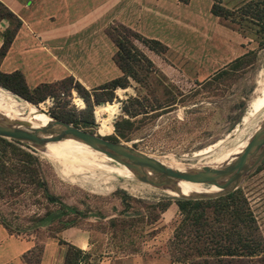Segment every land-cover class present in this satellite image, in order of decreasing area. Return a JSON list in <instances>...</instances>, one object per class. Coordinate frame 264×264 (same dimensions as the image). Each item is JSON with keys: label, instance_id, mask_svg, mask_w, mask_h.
<instances>
[{"label": "rangeland", "instance_id": "374dc122", "mask_svg": "<svg viewBox=\"0 0 264 264\" xmlns=\"http://www.w3.org/2000/svg\"><path fill=\"white\" fill-rule=\"evenodd\" d=\"M239 1L221 2L233 7ZM210 2L176 0L168 7L170 11L159 8L156 14L162 19L154 23L156 27L150 32L161 39L165 50L156 53L141 42H135L153 62L148 69L138 68L141 77L148 72L145 83L128 77L127 85L115 86L108 99L107 91H98L101 97L97 103L92 101L90 94L92 122L84 129L104 136L112 134V122L120 113V100L128 96H144V102L153 104L154 99L164 100L174 95L175 102L167 111L154 116L137 114L135 118L139 119L126 142L177 167L186 163L219 164L221 156L246 140L264 118V106L246 114L252 98L264 89V46L258 48L248 32L212 14ZM7 25L8 21L1 18L0 45L2 31ZM114 49L104 35L97 44L67 46L64 63L80 77L101 83L120 74L111 59ZM248 50H254V56L220 94L215 95L212 88L200 89L178 100L196 86L195 81L206 78ZM0 93L3 97H13L10 100L15 101L19 110L34 105L50 114V111L69 108L68 104L78 109L85 107L84 100L80 106L75 104L80 96L74 88L68 94L60 92L55 103L53 96L52 101L47 99L50 95L32 103L1 85ZM240 101L239 108L231 109L232 104ZM112 104L116 105L109 106ZM239 109L238 117H234ZM14 146L19 149L0 144L2 157L7 158L10 166L0 174V223L12 234L34 240L29 254L31 264L35 263L37 252L40 263L41 260L42 264L58 263L56 256L55 262L51 260L57 249L61 263L69 251L70 255H77L78 264H169L167 238L180 216L174 201L176 195L143 183L130 173L112 170L118 164L100 153L96 158L99 166L90 169L79 158L74 164L56 152L49 156L21 141ZM206 146L207 150H202ZM238 186L264 238V160ZM164 201H168V205L160 212L158 204ZM71 240L83 242L85 253L77 254L68 246L74 245ZM44 247L45 252L42 251Z\"/></svg>", "mask_w": 264, "mask_h": 264}, {"label": "trees", "instance_id": "16d2710c", "mask_svg": "<svg viewBox=\"0 0 264 264\" xmlns=\"http://www.w3.org/2000/svg\"><path fill=\"white\" fill-rule=\"evenodd\" d=\"M210 1L209 10L212 14L228 19L231 23L236 24V28L248 32L258 48L264 46V0H240L233 7L225 6L221 2L222 0ZM1 18H5L8 25L2 31L0 56L5 53L20 25V19L17 15L0 1ZM103 32L115 46L111 59L120 70V74L90 89L85 88L72 75L54 81L41 82L29 88L19 70L15 69L9 72L0 70V85L32 103H37L47 95L53 96L55 103V99L60 92L68 94L71 88H74L81 99L85 101L86 108L78 109L68 104L69 108H63L56 112L50 111V114L80 127H88L92 122L89 112L92 101L95 103L100 101L101 95L98 91L103 89L107 91L108 96L106 99H108L111 90L115 86L124 87L127 85L128 77L145 83L144 80L148 77V72L146 71L145 76L141 77L138 74V68L148 69V67H152L153 62L136 46L135 42H141L156 53L163 52L166 48L158 39L143 36L118 20H111L103 27ZM253 56L254 50H248L237 55L211 75L200 81H195L196 86H193L187 94L178 92V95L182 94L178 100H182L185 95L186 97L191 96L200 89L212 88L216 91L215 95L220 94L224 88L229 86L230 82L243 72L244 67ZM90 94L93 97L92 101L89 97ZM174 99V95L164 100L154 99L153 104L144 102L146 98L138 95L121 99L120 113L112 122L113 133L105 137L116 141H128L131 138L133 125L139 119L135 118L137 114L143 113L142 115L154 116L163 113L175 102ZM63 103L66 104L65 101ZM240 104L241 101L239 103L235 102L231 105V109L232 107L233 109L239 108ZM113 105L116 104L109 106ZM148 111L152 112L146 114ZM238 112H240V109L234 114V117H238ZM1 143L9 145L11 149H19L14 146L17 140H8L0 136ZM132 145L135 146L134 143ZM0 154V174H2L10 166L6 161L7 158L2 157L4 153H1V148ZM263 160L264 158L261 161ZM207 187L208 185H203L198 189H207ZM174 201L180 216L167 238L169 264H264V238L239 186L213 198L189 199L177 197ZM158 205L161 212L166 209L168 201L159 202ZM57 239L63 241L58 236ZM68 246L73 247L77 254L80 251L85 253L75 245L68 244ZM33 248L34 246L28 250V254L24 253L22 256L27 264H31L29 254H31ZM34 257H36L34 264H38V252ZM61 264H78V257L77 255H70L67 251Z\"/></svg>", "mask_w": 264, "mask_h": 264}, {"label": "crops", "instance_id": "0c3cea01", "mask_svg": "<svg viewBox=\"0 0 264 264\" xmlns=\"http://www.w3.org/2000/svg\"><path fill=\"white\" fill-rule=\"evenodd\" d=\"M0 1L20 19L16 33L0 58V70L6 72L19 70L29 88L67 75H72L85 87L97 85L100 82H90L80 77L71 66L65 65L67 46L101 42L105 35L103 27L112 19L125 23L146 37H155L159 40L157 35L150 32L151 28L156 27L154 23L162 19L156 12L159 8L169 10L168 7H172L171 4L176 2V0ZM49 62L55 64L52 66L48 64ZM114 67L118 70L115 64ZM116 75L118 73L114 76ZM71 242L84 249L83 242L72 240ZM33 246L32 238L14 235L0 223V264H27L22 256ZM42 251L45 252L46 248L44 247ZM55 252L51 259L53 262L55 256L59 261L57 253L59 249ZM41 261L38 264H42L43 260Z\"/></svg>", "mask_w": 264, "mask_h": 264}, {"label": "water", "instance_id": "95a60500", "mask_svg": "<svg viewBox=\"0 0 264 264\" xmlns=\"http://www.w3.org/2000/svg\"><path fill=\"white\" fill-rule=\"evenodd\" d=\"M34 107L38 111L41 110ZM42 112L48 119L43 124L35 126L24 120L7 118L0 113V136L24 142L43 151L50 142L65 138L77 140L126 168L137 180L166 192L167 190L175 192L176 194L172 195L178 198H213L225 194L238 187L241 180L264 158V118L252 130L243 146L221 163L185 164L178 168L164 163L160 157L140 150L126 141L106 138L99 132H90L45 111ZM180 181L213 185L216 189L181 193Z\"/></svg>", "mask_w": 264, "mask_h": 264}, {"label": "bare ground", "instance_id": "6f19581e", "mask_svg": "<svg viewBox=\"0 0 264 264\" xmlns=\"http://www.w3.org/2000/svg\"><path fill=\"white\" fill-rule=\"evenodd\" d=\"M1 94L2 93H0V113H2L3 116H5L7 118H11V119L24 120V121H27V122L31 123L34 126L35 125H41L48 119L47 115L44 112H42L44 110L41 109L42 111L41 110L38 111V110L35 109V107L33 105H27L26 110H19V108L16 107L15 101L14 100H10V98H13V97H10V98L3 97ZM263 106H264V89H262L260 95H257V96L255 95L252 98V100L249 103V109L247 110L246 114H250V113H252L254 111H258ZM97 108H99V107H97ZM95 115H96V111H95ZM244 117H246V115H244L243 118ZM245 141L246 140H244L241 144H239L235 149L230 151L228 154L224 155L223 157L221 156L220 160H222V161L226 160L230 156V154H233V153L237 152L239 150V148L241 146H243ZM226 149H228V148H226ZM202 150H207V146L204 149H202ZM44 152H45L46 155H49V156H52L53 153L56 152L57 154H59L62 157V159L66 160V161H69V162H72L74 164H76V162H77V160L79 158L90 169H92L94 166H99V164L96 163V158H97L99 152L89 148L87 145H85V144H83V143H81V142H79L77 140H74V139L65 138V139H62V140H59V141H56V142L47 143L46 147L44 149ZM208 155H209V152H208ZM102 156L105 157L108 160H111L109 157H107L105 155H102ZM198 159H199V157H198ZM210 161L211 160H209V162ZM182 165L183 164H180L177 167L181 168ZM111 169L115 170L116 172L130 173L126 168H124V167H122L120 165L115 166V167H113ZM203 185H205V184L192 183V182H186V181H180L179 182L180 192L181 193L206 192V191H211V190H215L216 189V187L213 186V185H208L207 189H198V188L202 187ZM167 192H169L170 194H176L175 192L168 191V190H167Z\"/></svg>", "mask_w": 264, "mask_h": 264}, {"label": "built area", "instance_id": "2783aa9c", "mask_svg": "<svg viewBox=\"0 0 264 264\" xmlns=\"http://www.w3.org/2000/svg\"><path fill=\"white\" fill-rule=\"evenodd\" d=\"M47 99H50L52 101V96L47 97ZM76 105L80 106L82 104V99L80 97H77V101L75 102Z\"/></svg>", "mask_w": 264, "mask_h": 264}]
</instances>
